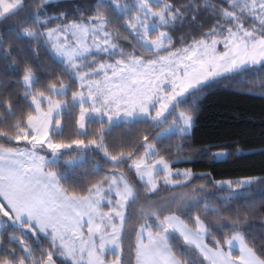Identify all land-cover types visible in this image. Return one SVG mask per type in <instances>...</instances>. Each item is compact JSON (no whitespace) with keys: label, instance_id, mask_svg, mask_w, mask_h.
Masks as SVG:
<instances>
[{"label":"snow or ice","instance_id":"6c2138e0","mask_svg":"<svg viewBox=\"0 0 264 264\" xmlns=\"http://www.w3.org/2000/svg\"><path fill=\"white\" fill-rule=\"evenodd\" d=\"M69 3L0 0V264H264V0Z\"/></svg>","mask_w":264,"mask_h":264},{"label":"trees","instance_id":"16d2710c","mask_svg":"<svg viewBox=\"0 0 264 264\" xmlns=\"http://www.w3.org/2000/svg\"><path fill=\"white\" fill-rule=\"evenodd\" d=\"M95 2V0H93ZM101 2H106V0H101ZM126 2H129V0H126ZM177 3H182V0H177ZM73 5L79 6V0H71V3L68 5L69 12H74L75 8ZM191 8V5L188 6ZM52 11H55V6H53ZM16 18L13 17L9 20H5L0 27H3L4 35H3V44H8L11 42L12 48L11 53L12 55L16 57H21L24 54H27L29 58L32 59V62L34 64L37 63L36 58L32 57L31 55V48H30V41L27 40L25 37H23L22 34L19 33V29L14 23V20ZM197 19L201 22L207 23L210 20V17L206 15V10H201L198 13ZM197 24L195 21H192L190 16H185L183 18V21L177 20L174 22V34L177 33H185L187 35L189 30L196 31ZM47 52L44 49L43 45L40 46V57L43 58L47 56ZM51 59V57H49ZM11 57L7 55L0 54V69H2L6 76L15 78L16 71L15 67L10 64ZM55 63V61H53ZM43 75V74H41ZM22 103V100L19 101ZM221 122L222 117L226 114L221 113ZM207 135V133H205ZM85 159L82 162H79L78 164L74 166H67L64 161V156L61 155L59 161L53 162L51 164H54L57 166L58 174L60 175V178L62 181H65L69 186L76 185L81 182V179L84 175H86L84 169L91 168V165L95 162L90 154L85 152Z\"/></svg>","mask_w":264,"mask_h":264},{"label":"rangeland","instance_id":"374dc122","mask_svg":"<svg viewBox=\"0 0 264 264\" xmlns=\"http://www.w3.org/2000/svg\"><path fill=\"white\" fill-rule=\"evenodd\" d=\"M85 155H86V153L84 154L83 157H80V158H77V159L73 160L71 164H67V163H65V164L67 166H74V165L78 164L79 162L84 161ZM59 159H60V156L50 160V163L57 162V161H59Z\"/></svg>","mask_w":264,"mask_h":264}]
</instances>
